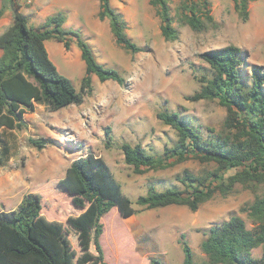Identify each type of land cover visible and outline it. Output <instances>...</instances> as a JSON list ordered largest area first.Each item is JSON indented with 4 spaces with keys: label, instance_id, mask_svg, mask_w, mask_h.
I'll return each instance as SVG.
<instances>
[{
    "label": "rangeland",
    "instance_id": "374dc122",
    "mask_svg": "<svg viewBox=\"0 0 264 264\" xmlns=\"http://www.w3.org/2000/svg\"><path fill=\"white\" fill-rule=\"evenodd\" d=\"M180 2L170 0L178 38L166 40L161 35L160 18L149 0H111L126 21L125 32L139 46L138 51H128L115 42L109 19L97 17L99 0H32L24 4L22 12L35 28L46 16L62 14L65 18L62 27L78 31L92 47L96 60L115 69L123 81L102 82L92 75V91L84 94L82 103L56 111L38 108L33 114L35 121H29L25 128L0 130L1 138L9 146L8 159L0 166L2 187L6 189L0 196V209H9L26 192L62 179L70 162L90 151L105 160L135 209V224L120 217L114 207L102 216L101 246L108 264H145L143 260L150 258H157L162 264H182L181 233L191 248L194 263L205 264L200 242L210 225L237 214L248 228L252 227L241 207L250 203L262 187L254 191L236 184L227 195L216 192L196 211L175 204L145 209L135 203L148 186L157 190L181 188L177 177L185 169L203 174L214 167L213 163L190 156L163 169L135 173L124 162L120 148L123 142L141 144L156 155L170 146L176 133L157 118L160 111H178L204 135L221 129L226 111L217 100L188 99L199 89L198 79L209 73V65L200 57L201 53L230 44L239 47L247 83L253 66L264 68V0L249 1L245 20L235 10L233 0H209L212 22H207L199 32L178 21ZM72 42L69 50L54 38L45 40V46L58 71L79 91L85 64L78 45L74 39ZM107 127L111 130L109 144L104 133ZM30 137L48 142L38 148L29 142ZM46 194L51 197L53 192ZM38 195L49 209L46 217L54 219L70 250L77 249L86 255V261L79 258L76 264H99L90 241L92 227L80 235L66 222V200H62L63 204L57 201L60 207H53L56 200L49 205L44 193ZM55 198L60 200V196ZM59 208L62 214L56 216L53 213L61 211ZM252 252L254 256L260 255L261 247Z\"/></svg>",
    "mask_w": 264,
    "mask_h": 264
},
{
    "label": "trees",
    "instance_id": "16d2710c",
    "mask_svg": "<svg viewBox=\"0 0 264 264\" xmlns=\"http://www.w3.org/2000/svg\"><path fill=\"white\" fill-rule=\"evenodd\" d=\"M249 1L233 0L243 20L249 14ZM13 3V22L0 34V130L25 128L24 114L33 112L38 104L56 111L82 103L84 94L92 91V75L102 82L122 83L123 78L115 69L96 60L92 47L78 31L62 27L65 20L62 14L47 16L35 28L27 16L18 11L17 0ZM149 3L160 18L161 35L166 40L177 39L179 31L173 25L170 0H149ZM177 8L178 21L195 32L204 30L207 22H212L209 0H181ZM97 17L109 19L117 44L128 51L140 50L127 36L126 21L111 0H99ZM50 38L62 42L66 50L70 49L73 39L78 45L85 64L79 91L50 59L44 44ZM200 57L209 65V73L198 79L200 87L188 99L217 100L226 111L221 129L204 135L178 111H160L157 118L176 133V140L170 146L156 155L141 144L123 142L120 148L124 162L132 166L135 173L163 169L173 161L180 162L190 156L213 163L214 167L203 174L185 169L177 177L181 188L157 190L148 186L147 192L138 195L135 203L145 209L175 204L196 211L216 192L227 195L236 184L254 191L262 187L250 203L241 207L252 222L251 228L241 216L231 214L228 219L208 227L200 248L206 256L205 264H264V68L253 66L247 83L242 52L232 44L205 51ZM104 133L109 144L110 128ZM29 142L42 148L48 140L30 137ZM8 153L9 146L0 136V166L8 159ZM48 191L53 192L51 197L46 194ZM40 192L49 205L56 200L53 207H60L59 203L66 200V222L75 232L82 235L92 227L90 241L95 259L99 264H108L101 246L102 216L114 207L120 217L128 218L135 209L105 160L90 151L73 159L62 179L26 192L15 208L0 211V264H76L79 258L86 261L85 254L70 250L54 219L46 217L49 209L42 204ZM55 196H60V200ZM59 209L61 211L53 214H62ZM184 237L181 233L182 264H195ZM257 247H261V253L254 256L252 251ZM143 263L162 264L157 258L143 260Z\"/></svg>",
    "mask_w": 264,
    "mask_h": 264
},
{
    "label": "crops",
    "instance_id": "0c3cea01",
    "mask_svg": "<svg viewBox=\"0 0 264 264\" xmlns=\"http://www.w3.org/2000/svg\"><path fill=\"white\" fill-rule=\"evenodd\" d=\"M18 2V11L22 12V8L24 6V4H29L32 2V0H17ZM14 3H13V0H0V11H1V14H0V34L8 27L12 24L13 22V13H14ZM23 13V12H22ZM23 14H26V13H23ZM27 16V14H26ZM49 16V15H48ZM47 17V16H46ZM45 17V18H46ZM34 27V26H33ZM73 43V42H72ZM72 43L70 45V48L72 46ZM44 44H45V41H44ZM46 47V46H45ZM47 50V49H46ZM48 52V51H47ZM2 55V49H0V56ZM49 55V54H48ZM45 106L44 105H41V104H38L36 105L35 107V110H37L38 108H44ZM35 110L33 112H26L24 114V118L25 120L27 121V123H29V121H35V118L33 117V114L35 113ZM2 130V129H1ZM9 130V129H8ZM4 180L3 179H0V196L4 195L5 192H6V189L2 187V182ZM9 189V188H8ZM24 195V194H23ZM22 195V196H23ZM22 196L19 198V200L17 201L16 204H14L12 207H10L9 209H0L1 210H10V209H13L15 208L18 203L20 202ZM4 198V197H3ZM128 220H130V223L131 224H135L136 222V219L134 217V214L131 215L130 217H128Z\"/></svg>",
    "mask_w": 264,
    "mask_h": 264
}]
</instances>
